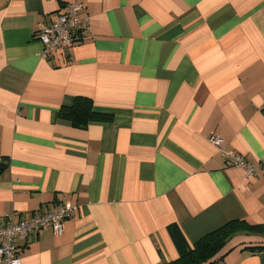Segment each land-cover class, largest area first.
I'll use <instances>...</instances> for the list:
<instances>
[{
    "label": "crops",
    "instance_id": "obj_1",
    "mask_svg": "<svg viewBox=\"0 0 264 264\" xmlns=\"http://www.w3.org/2000/svg\"><path fill=\"white\" fill-rule=\"evenodd\" d=\"M92 32L43 54L66 3ZM111 114H59L75 97ZM264 0H0V225L73 205L23 243V264H161L234 219L212 264H264Z\"/></svg>",
    "mask_w": 264,
    "mask_h": 264
},
{
    "label": "built area",
    "instance_id": "obj_2",
    "mask_svg": "<svg viewBox=\"0 0 264 264\" xmlns=\"http://www.w3.org/2000/svg\"><path fill=\"white\" fill-rule=\"evenodd\" d=\"M83 8L84 5L80 1L68 2L55 20L40 25L36 35L43 44L45 56L81 42L92 32L90 17L82 14ZM211 141L219 148L228 164L244 168L247 176L264 174V155L260 163L253 164L239 152L226 148L223 138L219 135H212ZM2 162L3 157L0 154V165ZM75 210L73 205L59 204L45 212L35 211L30 216H8L6 222L0 225V264H23L21 242L27 243L32 234L47 228H53L56 234L61 235L64 221L72 216Z\"/></svg>",
    "mask_w": 264,
    "mask_h": 264
},
{
    "label": "trees",
    "instance_id": "obj_3",
    "mask_svg": "<svg viewBox=\"0 0 264 264\" xmlns=\"http://www.w3.org/2000/svg\"><path fill=\"white\" fill-rule=\"evenodd\" d=\"M59 114L72 121L75 126L87 127L95 120H106L111 114L95 109L93 100L87 96H77L72 105L63 106ZM260 226L251 224L246 219H234L221 227L208 232L197 240L193 247L181 250L180 256L161 264H212L219 253L239 233H253ZM250 249H264L263 246H247Z\"/></svg>",
    "mask_w": 264,
    "mask_h": 264
}]
</instances>
